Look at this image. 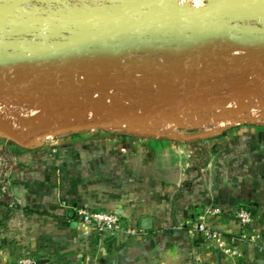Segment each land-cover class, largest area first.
Instances as JSON below:
<instances>
[{"label":"crops","instance_id":"1","mask_svg":"<svg viewBox=\"0 0 264 264\" xmlns=\"http://www.w3.org/2000/svg\"><path fill=\"white\" fill-rule=\"evenodd\" d=\"M179 1L175 7L185 0ZM22 38L11 42L22 45ZM154 53L145 52L143 60L157 58ZM214 53L240 55L190 52L196 58ZM256 68L264 71V65ZM116 141L86 129L34 148L0 135V264H17L22 256L40 264H264V121L191 140L141 135ZM82 207L117 212L137 233H100L79 219ZM215 208L222 212L213 215ZM240 208L252 212L249 226L236 218ZM202 216L238 255L195 231Z\"/></svg>","mask_w":264,"mask_h":264},{"label":"water","instance_id":"2","mask_svg":"<svg viewBox=\"0 0 264 264\" xmlns=\"http://www.w3.org/2000/svg\"><path fill=\"white\" fill-rule=\"evenodd\" d=\"M2 1L0 78L5 77L6 81L0 83V91L11 86L13 78L29 70L34 75L40 70L83 73L86 69H105L108 73L116 74L125 84H141L144 80L169 78L188 60L201 58L191 55L193 50L200 54L210 51L239 52L240 60L253 59L250 65H264V0H204L201 6L185 0L181 6L168 8L165 6L170 0H102L110 4L108 9L88 12L74 10L71 14L67 11L69 0H61L62 11L54 9L51 0ZM31 2L38 6L33 12H28L27 6ZM34 36L37 40H30ZM15 37H23L22 45L11 42ZM182 42H185L184 46H175ZM209 42L214 43L202 47ZM152 51L158 57L143 60L145 52ZM160 53L176 56V60H162ZM121 59L128 61L122 63L119 61ZM213 89L223 91L214 94V98H237L247 93L258 96L259 92L264 91V84L260 83V78H255L245 83L218 85ZM203 94L195 98L182 96L167 107L159 106L141 113L123 106L111 108L110 98L115 97L107 90L99 99L91 96L67 101L69 106H78L83 112L84 116L77 123L45 129L37 137L28 139L27 134L0 119V135L22 147H29L37 138L113 124L124 125L126 119H148L156 115L172 119L177 113L174 109L176 106L206 100V92L203 91ZM117 102L122 105V101ZM251 110L252 106L245 104L236 107L233 114L237 116ZM91 112H107L113 118L89 121ZM261 119H264L263 115ZM248 121L257 120L250 117ZM135 125L136 122H131L132 127ZM209 135L205 132L173 137L191 140Z\"/></svg>","mask_w":264,"mask_h":264},{"label":"rangeland","instance_id":"3","mask_svg":"<svg viewBox=\"0 0 264 264\" xmlns=\"http://www.w3.org/2000/svg\"><path fill=\"white\" fill-rule=\"evenodd\" d=\"M177 1L179 0L173 1L172 4L168 2L166 5L175 7ZM50 2L54 9L62 11L61 0ZM2 3L0 0V4ZM67 3V11L70 14L74 10L88 12L110 7V4L102 0H69ZM31 4L34 3L31 2L27 6L28 10H32ZM200 57L192 64L173 71L169 78L144 80L139 86H127L116 74L108 73L105 69H86L83 73L73 70L59 73L40 70L34 75H31L32 70H29L13 78L11 86L0 91V119L27 134L28 139L37 137L42 130L77 123L84 116L78 106H69L67 101L91 96L99 99L107 90L115 97L110 98L111 108L118 109L123 106L125 109L133 108L141 113L159 106L167 107L182 96L200 97L204 95L203 91L208 96L206 100L176 106L174 109L177 113L172 119L156 115L148 119H126L124 125L113 124L88 129L103 139H117L116 142H132L141 135L148 138L158 135L163 138L205 132L217 134L222 128L244 122L247 112L237 116L233 113L236 107L245 104L251 105L256 114H264V91L259 92L257 97L253 93L237 98L212 97L223 92L213 89L218 85L245 83L255 78H260V83L264 84V71L233 55L214 53ZM5 81V77L0 78V83ZM117 100H132V103L120 105ZM111 118L113 116L107 112H91L88 116L89 121ZM133 121L136 122L134 127L131 126ZM52 137L55 136L37 138L34 148L43 147L44 143L52 141Z\"/></svg>","mask_w":264,"mask_h":264},{"label":"built area","instance_id":"4","mask_svg":"<svg viewBox=\"0 0 264 264\" xmlns=\"http://www.w3.org/2000/svg\"><path fill=\"white\" fill-rule=\"evenodd\" d=\"M201 4L205 3L204 0H199ZM191 3L196 6H201L196 0H191ZM252 24L258 25L259 22H252ZM26 39V38H25ZM30 40H37L34 36ZM257 97V96H255ZM122 103L130 105V100H123ZM261 115L264 114L255 113V109L252 108L250 113H247V117L244 121H248L250 117L255 118L257 121H264L261 119ZM5 190H0V200L3 198ZM213 215L220 214L222 210L215 208L212 211ZM79 219L92 227H94L100 233H124L127 235H134L137 233V229L133 226L127 225L124 222L123 217L114 211L108 210H94L82 207L78 209ZM236 218L241 222L243 226H249L253 221V214L246 208H240L236 212ZM195 231L201 234L206 241L214 244L218 249L225 254L238 255L239 252L236 249L228 246L226 236L222 231L216 229L213 225L209 224L205 216L200 217L195 226ZM240 238H247L245 234H241ZM17 264H40L39 261L32 256H22L18 259Z\"/></svg>","mask_w":264,"mask_h":264},{"label":"bare ground","instance_id":"5","mask_svg":"<svg viewBox=\"0 0 264 264\" xmlns=\"http://www.w3.org/2000/svg\"><path fill=\"white\" fill-rule=\"evenodd\" d=\"M180 1H182V0H180ZM197 1V3L199 4L200 3V1L199 0H196ZM98 6V5H97ZM102 7V6H101ZM100 8V7H99Z\"/></svg>","mask_w":264,"mask_h":264}]
</instances>
